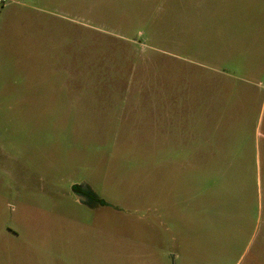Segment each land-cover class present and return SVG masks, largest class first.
Segmentation results:
<instances>
[{
  "label": "rangeland",
  "instance_id": "1",
  "mask_svg": "<svg viewBox=\"0 0 264 264\" xmlns=\"http://www.w3.org/2000/svg\"><path fill=\"white\" fill-rule=\"evenodd\" d=\"M0 264H264V0L0 3Z\"/></svg>",
  "mask_w": 264,
  "mask_h": 264
},
{
  "label": "flooded vegetation",
  "instance_id": "2",
  "mask_svg": "<svg viewBox=\"0 0 264 264\" xmlns=\"http://www.w3.org/2000/svg\"><path fill=\"white\" fill-rule=\"evenodd\" d=\"M79 196L84 198L85 200H91L96 198L95 195L88 188L83 189Z\"/></svg>",
  "mask_w": 264,
  "mask_h": 264
},
{
  "label": "built area",
  "instance_id": "3",
  "mask_svg": "<svg viewBox=\"0 0 264 264\" xmlns=\"http://www.w3.org/2000/svg\"><path fill=\"white\" fill-rule=\"evenodd\" d=\"M0 3L7 5L8 3H10V0H0Z\"/></svg>",
  "mask_w": 264,
  "mask_h": 264
}]
</instances>
